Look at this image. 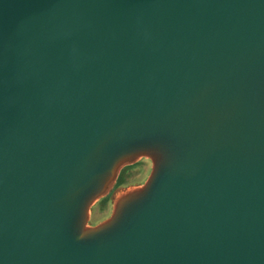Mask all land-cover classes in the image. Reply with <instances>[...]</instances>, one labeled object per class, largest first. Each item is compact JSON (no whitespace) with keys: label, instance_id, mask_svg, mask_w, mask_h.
I'll return each mask as SVG.
<instances>
[{"label":"water","instance_id":"water-1","mask_svg":"<svg viewBox=\"0 0 264 264\" xmlns=\"http://www.w3.org/2000/svg\"><path fill=\"white\" fill-rule=\"evenodd\" d=\"M0 264H264V0H0Z\"/></svg>","mask_w":264,"mask_h":264},{"label":"rangeland","instance_id":"rangeland-1","mask_svg":"<svg viewBox=\"0 0 264 264\" xmlns=\"http://www.w3.org/2000/svg\"><path fill=\"white\" fill-rule=\"evenodd\" d=\"M153 167L148 157H139L121 166L117 177L89 208L87 228H95L107 222L117 203L127 195L141 189L147 182Z\"/></svg>","mask_w":264,"mask_h":264},{"label":"crops","instance_id":"crops-1","mask_svg":"<svg viewBox=\"0 0 264 264\" xmlns=\"http://www.w3.org/2000/svg\"><path fill=\"white\" fill-rule=\"evenodd\" d=\"M152 172V171H151Z\"/></svg>","mask_w":264,"mask_h":264}]
</instances>
